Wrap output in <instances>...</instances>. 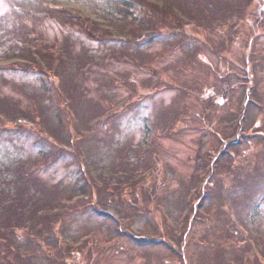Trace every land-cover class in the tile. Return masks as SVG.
<instances>
[{
	"label": "rangeland",
	"instance_id": "374dc122",
	"mask_svg": "<svg viewBox=\"0 0 264 264\" xmlns=\"http://www.w3.org/2000/svg\"><path fill=\"white\" fill-rule=\"evenodd\" d=\"M200 1L174 34L129 37L112 0H0V197L65 206L43 235L5 214L26 227L14 264H264V0Z\"/></svg>",
	"mask_w": 264,
	"mask_h": 264
},
{
	"label": "trees",
	"instance_id": "16d2710c",
	"mask_svg": "<svg viewBox=\"0 0 264 264\" xmlns=\"http://www.w3.org/2000/svg\"><path fill=\"white\" fill-rule=\"evenodd\" d=\"M192 4L194 5H185L184 0H156V2H151L148 0H112V4H116L117 7L119 8L120 11H122L125 15L130 16L129 18L131 19H135L137 22L139 20V25L140 27L135 28V27H130L129 30H125V29H118L119 32H126L129 31V33H126L127 35H129V37H134V36H138L139 34L137 33V31L139 30H144L143 28H145V30H158L157 32H155V36H159L161 35L162 32H160V29H166V31L171 30L172 34L173 31H177L180 30L182 26H187L188 24L185 23V21L192 20L194 19V12L195 8H200L201 6L204 4V1L200 4V0L196 2V0H192ZM114 2V3H113ZM211 3L212 0H206L205 4L207 3ZM251 2V1H250ZM249 3V1L247 2ZM114 4V5H115ZM160 4V5H159ZM185 6H187V8L185 9ZM197 6V7H195ZM232 7L229 8V14H232L231 16H233V13L235 14L236 12H239L236 16L239 18L241 16H243V14L246 13V0H237L234 3L231 4ZM195 7V8H193ZM58 8V7H57ZM116 8V7H115ZM59 9V8H58ZM57 9V10H58ZM199 11V10H198ZM51 12H55V11H51ZM60 16L62 14L61 19L63 21H67V22H77L78 25H81L82 30H84L87 33V36L90 38H94L95 40L101 41H107L106 39H104L103 36H110V39L108 38V40H111L112 35L114 32H112L111 30L107 29V28H101L99 27L94 20H91V24L86 23L85 20H88L89 18L85 17V16H79L76 13L73 14L72 12L66 10V9H61L59 11H56ZM193 13V14H192ZM225 19H221V18H217L214 16H210L207 18H201V22L198 23L199 25H204L203 24V19L206 22L205 25L207 26H219L221 25L223 27V25H228V27L230 28V24L229 22H227L228 17L227 15L225 16ZM113 21V20H112ZM175 22L177 24H175ZM185 23V24H181V23ZM174 24V25H173ZM260 24V23H259ZM172 25V27L170 26ZM98 26V27H97ZM143 27V28H142ZM128 28V27H127ZM123 32V33H124ZM124 33L123 37L121 40L122 41H127L129 40L128 37H126V35ZM164 34V33H163ZM32 49V48H31ZM31 49H26L27 51L25 53L27 54H31L32 51L34 52L35 50H31ZM37 51L34 52L35 53V57L37 58H41V56L43 57V59L47 60L44 61L46 62L45 65L48 66V68L50 69V71H53V65L58 61V59L56 58V56L54 55V53L50 52V48L49 47H44L42 48V51L36 49ZM33 53V54H34ZM31 58V60H27L30 63H33L34 67L37 71L38 74H41V76L45 77V73H48L49 71H47L46 69H44V65L40 64V62L37 60V58ZM142 57L145 58V55H142ZM27 66H25L23 69H27V70H32L33 68H26ZM55 70L58 72L57 67H55ZM53 76H57L55 72H53ZM49 74V73H48ZM26 118V117H25ZM145 164H148V161L145 162ZM126 166V165H125ZM80 173V171H78ZM149 172V170H148ZM92 187L96 190L95 186L92 185ZM7 194V196H6ZM4 197H0V221H3L5 214H7L8 212L11 211H17L19 210L20 213V219L22 220L25 216L26 213L30 216V222L33 225V228L37 229L39 232V235H43L44 233H48L49 230H51V228L54 226H52L51 224L55 223L56 217H58L57 215L59 214H55V213H45L48 212L49 208L51 205L54 204H49L48 205H41V206H37L36 204L31 205L30 203L28 204L27 202L29 201L28 199H26L25 201H22L21 198H16V197H12V193H6ZM86 193H83V195H85ZM89 196L92 195L91 193H88ZM119 195L118 193H114L113 196H117ZM5 197H7L5 199ZM21 201V202H20ZM46 204V203H45ZM58 207L53 206L54 208L51 209V211L53 212L54 210H64L63 208L65 207L64 205H56ZM64 206V207H63ZM29 210V211H28ZM18 212V213H19ZM60 212V211H59ZM43 213V214H42ZM2 215V216H1ZM40 219L41 220H45L46 221V225L45 223L43 224L42 222V226L37 227L38 224H40ZM22 228H26L25 226L22 225H14V224H8V225H3L0 226V264H14V261L17 260H24V258H26V256H22L19 253H15L16 251V241L14 238V235L18 233V231ZM32 234H36L35 232H32ZM89 238V237H88ZM48 239V238H47ZM88 242V241H87ZM151 244H153V241H148ZM147 242V244H148ZM18 249V248H17ZM19 251V249H18ZM15 257V260L13 261V257ZM27 258H29L27 256Z\"/></svg>",
	"mask_w": 264,
	"mask_h": 264
}]
</instances>
